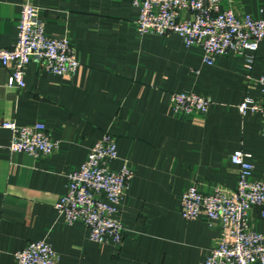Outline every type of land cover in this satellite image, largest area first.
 <instances>
[{
    "label": "crops",
    "instance_id": "crops-1",
    "mask_svg": "<svg viewBox=\"0 0 264 264\" xmlns=\"http://www.w3.org/2000/svg\"><path fill=\"white\" fill-rule=\"evenodd\" d=\"M24 0H0V49L18 42ZM241 16H264V0H225ZM47 35L70 40L81 65L74 76L45 72L33 62L26 87H7L10 68L0 67V122L44 125L58 143L50 157L9 150L12 134L0 131V264L37 241L49 243L59 264H202L220 242L222 229L206 217L187 222L181 197L230 193L238 174L231 158L241 151L264 182L263 120L239 106L247 96L264 103V41L250 73L245 59L227 55L204 62V52L175 34L141 35L132 0H37ZM190 19L187 14L182 15ZM207 97L208 113L179 115L172 94ZM106 134L117 141L115 171L129 163L134 178L119 206L121 245L100 246L87 227L68 225L56 209L68 176L84 164ZM251 228L264 234L255 212Z\"/></svg>",
    "mask_w": 264,
    "mask_h": 264
},
{
    "label": "built area",
    "instance_id": "built-area-1",
    "mask_svg": "<svg viewBox=\"0 0 264 264\" xmlns=\"http://www.w3.org/2000/svg\"><path fill=\"white\" fill-rule=\"evenodd\" d=\"M37 0H24L18 42L10 49H0V67L10 68L7 87L22 90L26 87L27 67L37 63L45 72L58 76H74L81 65L75 50L66 37L47 35L39 18ZM139 10L137 22L141 35L158 37L178 35L187 47H198L204 52V62L213 65L218 56L235 55L245 59L251 83L252 72L261 43L264 41V16H241L225 0H132ZM183 14L190 19L182 17ZM264 95V76L257 80ZM171 106L179 115L208 113L209 98L183 92L172 94ZM241 114L258 112L263 120L264 103L259 105L247 96L239 106ZM12 134L9 150L26 153L33 158L50 157L58 150L44 125L18 126L13 121L0 122V131ZM118 160L117 141L106 134L89 152L84 164L68 176V190L56 209L68 225L83 223L90 240L100 246H119L124 240V226L118 219L134 170L129 163L121 170L112 169ZM238 184L225 193H201L191 187L181 197V215L187 222L201 216L222 229L218 245L202 264H264V234L251 228L256 212L264 220V182L252 180L253 166L243 152L232 155ZM16 264H59V255L45 241L28 244L15 254Z\"/></svg>",
    "mask_w": 264,
    "mask_h": 264
}]
</instances>
